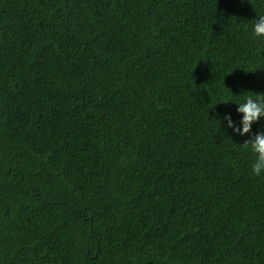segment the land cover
I'll use <instances>...</instances> for the list:
<instances>
[{
	"label": "trees",
	"instance_id": "obj_1",
	"mask_svg": "<svg viewBox=\"0 0 264 264\" xmlns=\"http://www.w3.org/2000/svg\"><path fill=\"white\" fill-rule=\"evenodd\" d=\"M257 14L0 0V264H264V177L217 119L264 92Z\"/></svg>",
	"mask_w": 264,
	"mask_h": 264
},
{
	"label": "clouds",
	"instance_id": "obj_2",
	"mask_svg": "<svg viewBox=\"0 0 264 264\" xmlns=\"http://www.w3.org/2000/svg\"><path fill=\"white\" fill-rule=\"evenodd\" d=\"M251 35L255 38H264V14L256 15L251 25ZM229 101L237 105L235 113L239 116L238 122L233 119L232 112L218 114L217 119L226 130L231 129L232 133L247 137L242 145L255 157L251 165L252 174L264 177V130H253V125L258 124L264 118V92L251 91L240 101L225 100V103Z\"/></svg>",
	"mask_w": 264,
	"mask_h": 264
},
{
	"label": "rangeland",
	"instance_id": "obj_3",
	"mask_svg": "<svg viewBox=\"0 0 264 264\" xmlns=\"http://www.w3.org/2000/svg\"><path fill=\"white\" fill-rule=\"evenodd\" d=\"M30 159H31V156L28 154H25L24 157L22 158V160L25 161L26 163H29Z\"/></svg>",
	"mask_w": 264,
	"mask_h": 264
}]
</instances>
